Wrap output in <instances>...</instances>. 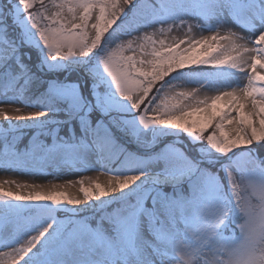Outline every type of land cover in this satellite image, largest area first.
I'll return each instance as SVG.
<instances>
[{
    "label": "snow or ice",
    "instance_id": "1",
    "mask_svg": "<svg viewBox=\"0 0 264 264\" xmlns=\"http://www.w3.org/2000/svg\"><path fill=\"white\" fill-rule=\"evenodd\" d=\"M2 104L0 172L108 179L0 180V264H264V0H0Z\"/></svg>",
    "mask_w": 264,
    "mask_h": 264
},
{
    "label": "rangeland",
    "instance_id": "2",
    "mask_svg": "<svg viewBox=\"0 0 264 264\" xmlns=\"http://www.w3.org/2000/svg\"><path fill=\"white\" fill-rule=\"evenodd\" d=\"M174 35H179V33H175ZM212 93H209V95H211ZM0 107L6 108L9 110V114L10 115H15L14 112L11 111V109L15 108V107H23V105H12V104H2L0 105ZM30 111L29 109H25V112ZM2 117H0V121H2ZM80 175L86 176V177H90L93 179L99 178V180L101 182L105 181L106 179H108L107 175H101L99 172H86L83 174H68L63 176L62 178L58 179V180H52V177H42V176H28V175H20L17 173H12V172H0V180H4V179H14V180H18V181H23V182H27V183H36V184H48L49 181H52L54 183H64L65 180H77L80 178ZM78 188V186H77ZM77 188H72L70 189V191L73 194H79L77 191Z\"/></svg>",
    "mask_w": 264,
    "mask_h": 264
}]
</instances>
